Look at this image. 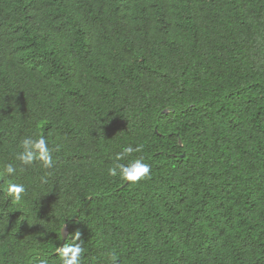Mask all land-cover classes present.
<instances>
[{"label":"trees","instance_id":"16d2710c","mask_svg":"<svg viewBox=\"0 0 264 264\" xmlns=\"http://www.w3.org/2000/svg\"><path fill=\"white\" fill-rule=\"evenodd\" d=\"M66 225L81 264H264V0H0V264H60Z\"/></svg>","mask_w":264,"mask_h":264},{"label":"clouds","instance_id":"9594fccd","mask_svg":"<svg viewBox=\"0 0 264 264\" xmlns=\"http://www.w3.org/2000/svg\"><path fill=\"white\" fill-rule=\"evenodd\" d=\"M22 151L16 153V159L23 166H31L39 161L43 168L52 169L54 161L52 158V150L48 146V142L44 136L38 138L26 137L20 143ZM134 151H140V148H133L127 146L116 155V160H124L125 157L130 156ZM108 175L110 177H120L129 184H137L142 180L149 178L151 167L145 163L143 158H135L128 163H116L114 166L108 168ZM17 172L16 167L9 163L4 165L3 173L7 176H14ZM26 193V188L23 184L12 183L8 185L7 195L12 199L19 201ZM80 240V233L76 231L69 237V243L62 248H57L58 258L60 264H81L84 249L82 242L76 243ZM111 264H119V256L113 252L110 254ZM34 264H49L47 257L41 256Z\"/></svg>","mask_w":264,"mask_h":264},{"label":"water","instance_id":"95a60500","mask_svg":"<svg viewBox=\"0 0 264 264\" xmlns=\"http://www.w3.org/2000/svg\"><path fill=\"white\" fill-rule=\"evenodd\" d=\"M181 145H182V143H181ZM182 156H185V154H183ZM127 184H128V182H126V183L124 184V186H126ZM124 186H123V187H124ZM62 235H63V240H64V242H63V245H62L60 248H62V247L64 246V243L67 241L68 236H69V228H68L67 225L63 228V230H62Z\"/></svg>","mask_w":264,"mask_h":264}]
</instances>
